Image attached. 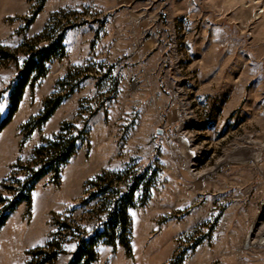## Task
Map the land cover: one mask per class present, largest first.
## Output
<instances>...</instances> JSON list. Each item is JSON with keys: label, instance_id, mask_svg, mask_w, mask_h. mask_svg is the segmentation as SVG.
Returning a JSON list of instances; mask_svg holds the SVG:
<instances>
[{"label": "rangeland", "instance_id": "obj_1", "mask_svg": "<svg viewBox=\"0 0 264 264\" xmlns=\"http://www.w3.org/2000/svg\"><path fill=\"white\" fill-rule=\"evenodd\" d=\"M55 13L70 21L66 52L28 83L0 132V190L63 122L88 133L9 216L0 264H28L35 248H25L61 222L91 232L90 181L127 169L151 178L128 209L131 255L99 244L92 264H264V243L247 244L264 233V0H0V47L15 56L0 57L1 116L22 43Z\"/></svg>", "mask_w": 264, "mask_h": 264}, {"label": "trees", "instance_id": "obj_2", "mask_svg": "<svg viewBox=\"0 0 264 264\" xmlns=\"http://www.w3.org/2000/svg\"><path fill=\"white\" fill-rule=\"evenodd\" d=\"M63 17L58 13L53 14L42 33L22 43V50L27 54V58L10 85L7 113L4 116L0 113V132L17 111L28 83L46 72L48 61L65 55V45L62 41L64 30L70 21L62 24ZM43 41H47V44L39 45ZM0 57L5 60L15 58L12 53L1 47ZM65 97L66 94H62L47 99L43 112L27 123L26 128L29 129L27 135L43 125ZM87 133L78 130L74 122L65 121L57 133L44 139L33 149L29 160L25 162L18 160L15 163L13 171L1 184L0 229L21 203L25 202L27 205L31 203V192L43 176L49 173L54 177L58 176L61 165L74 155L79 140ZM145 175L144 172L132 173L129 169L120 173L105 171L97 175L90 181L92 189L84 192L88 195L81 201L82 205H86L95 200L93 209L89 210L94 213L90 215L91 217H97L91 232L78 225L61 222L44 246L31 251L32 260L28 264H54L58 255L64 251L65 242L71 238L77 240V249L68 264H92L97 258L99 244L109 245L113 250L119 244L130 256L132 249L128 209L135 206L134 194L138 189H145L146 199L151 178L146 179ZM122 183L124 188L121 186ZM101 213L104 214L103 217Z\"/></svg>", "mask_w": 264, "mask_h": 264}, {"label": "crops", "instance_id": "obj_3", "mask_svg": "<svg viewBox=\"0 0 264 264\" xmlns=\"http://www.w3.org/2000/svg\"><path fill=\"white\" fill-rule=\"evenodd\" d=\"M7 222V221H6ZM6 224V223H5ZM5 224L2 226V227H4L5 226ZM2 227H1V229H2ZM1 229H0V231H1ZM0 235H1V232H0ZM51 235V232H50V229L48 230V232H47V237H46V239H45V242L44 243H42V244H39V245H37V244H31L30 246H28L27 248H25V253H27L28 251H30V250H32V249H34V248H37V247H41V246H43V245H45L49 240H50V236ZM67 245V246H66ZM120 245H118V247H119ZM111 247V246H110ZM118 247H117V249H118ZM76 249H77V243H73V242H71V241H67L66 243H65V245H64V251L61 253V254H59L58 255V257H57V260H58V258L62 255V254H64V253H68V256H67V258H66V260L63 262V264H68L69 263V261L71 260V258H72V256H73V254H74V252L76 251ZM117 249H115V250H113V251H116ZM57 260H56V262H57ZM28 261V258H27V260H26V262ZM25 262V263H26Z\"/></svg>", "mask_w": 264, "mask_h": 264}, {"label": "bare ground", "instance_id": "obj_4", "mask_svg": "<svg viewBox=\"0 0 264 264\" xmlns=\"http://www.w3.org/2000/svg\"><path fill=\"white\" fill-rule=\"evenodd\" d=\"M241 159H244V158H241ZM228 160H234V159H233V158H229ZM228 162H229V161H228ZM261 231H263V230H261ZM261 231H260V235L258 234V236H257L256 238H254V239L249 238V240L252 239V241H251V242L248 241L247 244L250 243V245H253V244H255V243H264V233L261 234ZM255 235H256V234H255Z\"/></svg>", "mask_w": 264, "mask_h": 264}]
</instances>
